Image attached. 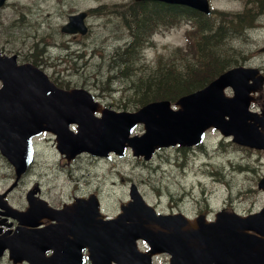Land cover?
Returning <instances> with one entry per match:
<instances>
[{
  "label": "rangeland",
  "instance_id": "rangeland-1",
  "mask_svg": "<svg viewBox=\"0 0 264 264\" xmlns=\"http://www.w3.org/2000/svg\"><path fill=\"white\" fill-rule=\"evenodd\" d=\"M7 1V6L0 11V43H4L7 50L44 61L45 66H42L64 87L84 86L110 107L135 108L137 100L130 93L127 81L115 72L117 62L113 58L116 49H122L129 39L127 29L121 27L118 13L103 15L95 9L103 3L105 6L127 5L131 0ZM210 1L227 13L252 8L256 24L264 25V7L254 0ZM91 8L95 10L88 19L92 28L89 35L73 40L76 37L60 31L69 12ZM190 27L182 23L154 32L137 66L153 69L158 54L166 56L177 46H189ZM244 30L227 40L234 49L232 64L258 65L264 70V51L261 50L264 26ZM67 53L69 62L62 64L60 60L65 59ZM142 130L143 125L136 129L137 132ZM37 142L40 147L37 162L28 177L38 178L50 193L58 194L61 190L68 194L74 189L99 192L103 208L110 215L115 214L120 201L126 198L130 181L136 182L146 199L161 211L178 207L192 215L202 210L213 215L218 208L227 206L248 213L264 205V192L257 186L264 173V151L240 148L214 129L207 132L205 140L209 153L200 149L166 148L147 162L129 152L123 158L110 160L82 155L68 163L54 149L50 134L40 136ZM7 172L0 155V177ZM158 261L165 264V255Z\"/></svg>",
  "mask_w": 264,
  "mask_h": 264
},
{
  "label": "water",
  "instance_id": "water-1",
  "mask_svg": "<svg viewBox=\"0 0 264 264\" xmlns=\"http://www.w3.org/2000/svg\"><path fill=\"white\" fill-rule=\"evenodd\" d=\"M166 1L187 3L210 12L208 0ZM84 15L85 13L71 16V24L74 25L71 30L78 29L75 22L82 24ZM257 71L256 68L244 66L230 68L206 87L179 98V109H173L169 100H162L149 102L133 112H109L108 109H101L103 116L94 117L100 104L94 102L86 90L58 89L42 73L40 75L43 80L35 82L28 78L30 73L26 74V69L14 68L10 73L18 76V86L31 87L29 94L39 97L42 105L52 103L53 106L54 101L61 100L58 109L62 113L56 117L46 116L48 122H45L26 117L25 108L16 109L9 119L0 120V142L13 137L22 138L25 129L30 127L29 130L32 131L37 125L38 130L48 128L50 124L61 127L73 118L80 123L78 145L100 154L114 149L122 155L125 147L131 145L135 153L150 157L154 149L162 145L176 142L188 145L199 143L206 129L212 125L220 128L224 134H233L234 140L241 143L264 147V132L257 128L255 122V127L253 126L250 120L252 115L248 111L249 90L252 88L248 79L252 77L256 82H261L262 77L257 75ZM19 78L32 80V86L27 81H18ZM12 81L9 79L8 85ZM228 85L235 86V96L225 94L224 89ZM138 122L145 123L146 132L141 136H130ZM259 185L264 188V177ZM139 220L143 226L139 232H128L124 237H116L107 243L109 257L117 255L123 260V264H151L153 252L167 250L173 252L179 264L183 251L188 252L189 264H264V208L247 217H223L220 220L223 222L221 226H224L216 231H209L208 224L202 221H186V227L182 228L171 219L162 218L155 219L157 222L152 219L149 221L163 227V231H155L143 223L146 219ZM235 225L236 228L231 227ZM92 226L89 222V235L92 233ZM247 229H254L259 234L249 233ZM138 236L150 241V254L137 250L135 239ZM100 247L94 245L91 248L101 252L106 248V243Z\"/></svg>",
  "mask_w": 264,
  "mask_h": 264
},
{
  "label": "trees",
  "instance_id": "trees-1",
  "mask_svg": "<svg viewBox=\"0 0 264 264\" xmlns=\"http://www.w3.org/2000/svg\"><path fill=\"white\" fill-rule=\"evenodd\" d=\"M264 5V0H255ZM140 14L134 13L135 25L128 23L133 40L116 49V70L128 83L137 101L158 98H176L180 94L205 85L228 67L234 57V49L227 43L225 32L231 27H242L252 20L246 12L224 17L217 23L209 15L188 7L169 6L162 3H141ZM181 16H191L196 29L194 49L190 53H174L172 61L160 58L153 69H140L142 47L150 33L160 24H173ZM222 17V15H220ZM120 75V76H121ZM135 100V99H134Z\"/></svg>",
  "mask_w": 264,
  "mask_h": 264
},
{
  "label": "flooded vegetation",
  "instance_id": "flooded-vegetation-1",
  "mask_svg": "<svg viewBox=\"0 0 264 264\" xmlns=\"http://www.w3.org/2000/svg\"><path fill=\"white\" fill-rule=\"evenodd\" d=\"M252 108L255 111L264 112L263 93L259 94L255 102L252 104ZM22 184H24L25 186L23 190V199L15 201L13 197L17 189ZM30 191L33 192V194H31L30 198H27V195L30 193ZM39 196L43 197L44 194L41 188L38 186V182H32L30 178H27V176H25L18 181V184L12 190H10L6 198L11 203V205L23 210L29 206H39L40 204L37 199V197ZM30 220L36 222L38 221V226H46L47 223L50 222L49 219L41 214L32 217L31 219H26L27 222L23 223L19 218L14 217L11 214V209L9 207L0 206V240H2L3 238H9L8 236L16 233V230L20 227L21 224L26 233V239L24 243L27 247V250H25L24 254L20 256L22 258H19L17 256L15 260V258L11 255L9 244L0 242V264H43L42 260L45 259L46 255H49L53 252V250L50 248L47 251L45 250L46 242L39 236V227L30 225ZM3 244L5 246L2 247ZM85 264H88V259L86 256Z\"/></svg>",
  "mask_w": 264,
  "mask_h": 264
}]
</instances>
